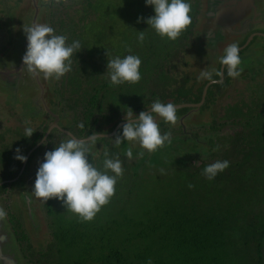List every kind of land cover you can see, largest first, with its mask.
<instances>
[{
	"label": "trees",
	"instance_id": "16d2710c",
	"mask_svg": "<svg viewBox=\"0 0 264 264\" xmlns=\"http://www.w3.org/2000/svg\"><path fill=\"white\" fill-rule=\"evenodd\" d=\"M187 2L191 6V24L178 39L162 44L158 39L165 41L166 37H160L146 23V18L154 15V7L146 5L145 0L81 2L79 11L83 19L97 25L105 18L102 29L109 26L107 32L111 44L113 40L121 39V47L113 48L114 57H117L116 53L126 56L129 49L130 54L139 56L142 63L138 85L141 87L136 90L127 82L114 85L110 79L99 78L96 69L88 72L79 67L66 73L64 76L71 89L69 97L63 100L69 101L67 106L73 112L68 119L71 131L83 136L109 132L115 127L119 114L141 110L151 96L200 99L205 81L196 85V91H193L188 74H183V70L173 73L168 67L196 41L200 0ZM145 6L149 8L148 15H145ZM133 11L137 12L132 14ZM13 14H8L2 23L9 37L18 34L19 26L15 24ZM131 16H136V21L121 29L122 21H130ZM138 17L145 19L138 23ZM139 31L145 33L142 43L138 41ZM97 39L95 42H99ZM100 43L102 41L99 46H106ZM129 44L132 45L130 48L123 47ZM82 65L89 67L92 62L86 60ZM224 73L223 82L207 88L206 103L215 101L214 93L219 92L230 78L226 69ZM82 83L91 86L92 92L86 93L89 96L74 97ZM261 94L258 99L262 106L243 110V106L228 105L222 121L213 119L208 123L215 131L227 126L233 132L222 133L220 137L208 136L207 143L193 137L182 141L181 153L214 158L212 161L201 159L198 165L189 160L159 157V149L151 153L145 150L142 158H136L139 153L136 142L132 148L135 157L128 160L126 152L132 142L123 141L122 147L126 149L121 152L114 145L113 137L109 141L102 136L103 143L99 147H89V160L93 161L96 151L107 150L109 158L119 157L123 161V175L117 179L110 202L93 220L82 221L72 212L68 216L66 207L58 199L42 201L52 236L45 251L31 248L21 221L13 217L11 228L23 256L34 264H148L149 259L152 264H264V89ZM41 133L34 132L32 144ZM22 150L24 155L25 149ZM218 160L229 161V167L209 180L202 174L203 169ZM3 162L0 180L12 175L22 164L19 159ZM96 167L103 170L102 165ZM148 167L151 169L147 170ZM18 182L21 183L20 179ZM189 183L194 187L190 188Z\"/></svg>",
	"mask_w": 264,
	"mask_h": 264
},
{
	"label": "rangeland",
	"instance_id": "374dc122",
	"mask_svg": "<svg viewBox=\"0 0 264 264\" xmlns=\"http://www.w3.org/2000/svg\"><path fill=\"white\" fill-rule=\"evenodd\" d=\"M84 0H35L37 3V12H46L44 16H41L39 14L36 23H45L51 26L52 28L55 29L56 34H62L67 37V43L71 44L73 41L78 40L82 46L81 50L77 51L75 54L72 56V70H78L80 68H86L88 72L91 71V69H96L94 71H98V77L102 78L103 80L110 79L107 71V62L108 59L115 58L114 55V46L116 48H120L119 46L121 44V39L113 40L111 44V38L108 35L109 31V26L105 30L102 29V24L104 23L105 18H101L99 23L95 25V23H91V21H88L83 19L81 14V11H79L82 8L81 2ZM193 1V0H191ZM247 1V0H246ZM29 2H32V0H25L20 2V0H0V57L3 55H7V58L0 60V70L2 68L8 69L10 68H16L15 73L16 75V84H24L26 81H31L34 79L35 76L31 73V76L29 80H26L25 77L26 74L24 73L27 68H23V61L22 57L26 51V46H27V39H21V43H18L16 46H20V50L18 51V54L13 53L14 48L12 46H15L14 42H10L13 39L12 37L7 38V33L6 29L2 27V23L4 22V18L7 17L8 14H11L12 12L14 13L13 16H15V24L19 25L17 23V15L19 14L20 8H27L26 12L30 13L29 15H25V20L30 19L31 22H33L35 17V9L34 6L32 5L30 8L26 7ZM256 2L257 0H253L252 3H250L254 9L256 10ZM72 3V4H71ZM103 2H101L102 4ZM145 15H148L149 8L148 6H145ZM260 7V6H259ZM52 8V13L51 9ZM262 8V7H261ZM17 9V10H16ZM32 9V10H31ZM49 9V10H48ZM111 9V8H109ZM260 10V8H259ZM137 11H133L132 14L136 13ZM51 13L52 17L50 18L49 16L46 17V21L44 20H39L41 17H45L47 14ZM144 13V10L142 11ZM131 14V15H132ZM155 14V13H154ZM259 13H255V16L259 15ZM32 15V16H31ZM95 16V14H92ZM239 20L238 22L242 21L241 24L243 27L251 26L250 30L257 28L256 22L251 21L250 19L252 18V13H251V8L248 9L245 14L243 13V10L239 12ZM80 18V19H79ZM96 17H94L95 19ZM131 20L128 21L125 19V21H122L120 24V28L123 29L122 27L125 24H130L132 21L135 22L137 17L136 16H131ZM263 19V17H261ZM59 20V21H58ZM83 20V21H82ZM87 22V23H86ZM118 21H116L117 23ZM86 23V26H83V24ZM91 23V24H90ZM260 23V22H258ZM264 24V20H263ZM101 25V26H100ZM240 25V24H239ZM127 28V26H126ZM116 33L118 32V27L115 26ZM240 31L241 29H237ZM249 30V31H250ZM22 33H24V30H20ZM207 29L203 28V31L201 32V36L198 41H195V44L200 43L199 41L202 39V41L209 40V36L206 34ZM248 31V32H249ZM262 35H259L258 40H256L254 43L251 44V48L246 51V55L249 57H260L263 55V41H264V30H260ZM247 32V33H248ZM245 33L244 35H246ZM183 34V33H182ZM181 34V36H182ZM232 32H228V36L232 35ZM243 35V36H244ZM108 36V37H107ZM21 36H18V39H20ZM98 38V39H97ZM99 40V42L102 41V43L106 44V46H99V42H95ZM242 39V38H241ZM240 39V40H241ZM169 40L168 38H165V41L162 40L161 38L158 39L159 43L162 44L163 42H166ZM100 43V44H102ZM103 45V44H102ZM130 45V44H129ZM130 46H123L126 48H130ZM226 46H193L189 48L187 52L184 54L182 53V56L178 57L180 59H177L176 61L173 60L171 61L168 65L170 68L171 72L175 73L176 71H181L183 70V74H188L190 76L191 82L193 79H195L198 75H200L201 71H212L215 73L217 64L219 63L220 57L224 54V48ZM199 49V50H198ZM16 51V49H15ZM108 52V55H107ZM113 53V54H112ZM130 54L127 52V55ZM117 56L123 58L121 53H116ZM180 55V54H179ZM244 55L240 53V57L242 58ZM244 56V57H245ZM89 60L92 62V65L89 67H85L82 65L84 64V61ZM256 64L251 65L252 61H249L247 63H241L240 68L243 69L241 74L236 77L232 78L230 77L229 82L225 83V86L221 87L219 89V92H215L214 96L217 97L214 102L209 104V106L206 107H199L201 111L196 112L194 115L189 117L190 120L195 118V131H198V135L200 138L207 133H211L212 136H221V134L225 133H231L233 132L232 129H230L227 126H224L222 129L223 130H218V131H212L208 129V126H210L208 123L210 121L214 120H219L222 121L223 119L221 118L222 115L225 113V108L228 105H233L236 104L238 107L243 106V110H246L247 107L251 108L252 107H257L261 105V101L258 99L264 89V63L262 65H258L259 61H254ZM91 64V63H90ZM17 66L20 67L21 72L17 69ZM23 68V69H22ZM258 71V72H257ZM38 76L43 77V74H39ZM103 76V77H102ZM47 82V84L53 88L57 89H63L66 91H69L71 89L70 85L67 83V79L65 76L61 77L60 79H42ZM7 83L8 87L11 89L12 86H10ZM98 84V83H97ZM91 85H95L94 83H91ZM260 85L262 86L260 88ZM20 86V85H19ZM4 88H6V84L3 85ZM130 87L135 88L136 90L139 89L141 86L138 85V83H130ZM223 88V89H222ZM23 92V90H14L13 95L14 97L11 98L13 102H16L14 104L15 106L13 108L7 107L5 104V96L0 95V125L1 127L7 128L10 132V135H13L15 133V130L17 126L23 127L25 129L29 125L33 128L40 129L41 127H44L43 124L46 126L49 124L50 118L46 119V121L41 122L39 118L36 116H32V114H29V110H32V106L29 105L28 99L25 98L26 96H19L17 92ZM36 92L34 93V96L32 99L36 101L39 97V92L35 90ZM77 93L74 94V97L78 95L79 97L86 95V93H91L92 88L89 85H85L82 83L78 88H77ZM123 92L122 90H119ZM118 91V92H119ZM67 95V94H66ZM89 96V95H86ZM152 96L149 97V100H151ZM263 98V97H262ZM156 98H154L155 100ZM25 103V104H24ZM263 104V103H262ZM56 105V104H55ZM37 106H40L37 103ZM262 106V105H261ZM24 107H27L28 110ZM121 108V107H120ZM262 108V107H260ZM54 110H51L53 113L59 112L58 115H65L67 113V117L70 118L72 116V110L67 109V108H62L61 110H56V107L53 106ZM122 109V108H121ZM195 111L197 109H194ZM193 110V111H194ZM192 111H189L188 113L191 114ZM37 115H40V113H37ZM41 122V123H40ZM41 125V127H40ZM63 126H65V122L62 123ZM29 126V127H30ZM189 126L192 127V124ZM39 131V130H37ZM117 132V131H116ZM98 133V132H97ZM110 133V132H109ZM122 134V128L117 132ZM116 133V134H117ZM187 134L190 132L187 131ZM25 131L21 130L18 133L14 134V142L12 143V137H11V146L14 145V143L20 139L24 138ZM55 138L54 139H49L47 140V145L42 144L40 148L36 151L35 156L32 158L30 165L28 166L27 169H25V172L23 173L22 176V182L19 183L20 186H25V188L28 187L29 191L26 189L25 193H17L16 196L14 197L15 193L11 190L12 184L8 179L6 178L5 182L7 183V188L9 190L6 191V189L1 193L0 196V208H3L4 211L6 212V218L2 220L3 225L6 228V232H8V249L12 245V242L14 245L12 247L15 252L16 257L18 258V264H34L32 262H29L22 254V251H20V247L18 244V240L15 238L14 231L11 228L12 222L14 224V220L11 222V219L13 217L18 218L21 221V227H23L27 234L29 235V238L27 241H30V246L32 249L35 251H45L46 249V244L51 241L52 236L48 227V218H47V213L45 211V208L43 207L42 199H38L35 197L34 193H32V189L34 187V182L36 178V172L37 169L40 165V163L43 162L44 160V153L49 150H53L56 143L58 144L61 140H67L68 137L64 134H59L54 133ZM115 132L109 136H105L108 138L109 141H112V137H115ZM4 136L2 132H0V137ZM188 140V139H187ZM198 142H203L207 143L206 139H198ZM98 140L95 144V146L99 147L103 141ZM125 142V141H124ZM123 143V142H122ZM122 143L117 146L119 151H123V149H126V147H122ZM91 145H94L93 143H90ZM90 145V146H91ZM10 146V147H11ZM89 146V147H90ZM129 146L134 149L135 144L130 143ZM5 140L0 139V150H5L7 148ZM43 148V149H41ZM219 149V148H218ZM97 155L92 162L95 166L97 165L100 167L101 165L103 166V161L105 159L104 157V152H95ZM99 153V154H98ZM183 160H189L192 161V163L195 162V165L200 164L201 159H207L212 161L214 158L209 156V155H196L191 153V154H185L184 157L180 156L179 159ZM119 158V157H118ZM139 158V155L136 157ZM121 163L123 162L121 158H119ZM128 160H131L128 158ZM194 161V162H193ZM97 163V164H96ZM179 164V163H178ZM151 167H148L147 170H150ZM133 170V169H132ZM140 175H144L143 170H140ZM15 174V171H14ZM27 192V193H26ZM29 194V195H28ZM13 195V196H12ZM28 195L29 196V204L31 207V211H34V218L33 219L32 215V220L28 218V215L26 213V205L24 204L25 198L24 196ZM57 201H55L56 203ZM67 215H71L70 211H67ZM36 222V223H35ZM36 224V227H35ZM34 225V226H33ZM16 239L14 241L13 239ZM10 251V249H9Z\"/></svg>",
	"mask_w": 264,
	"mask_h": 264
},
{
	"label": "clouds",
	"instance_id": "9594fccd",
	"mask_svg": "<svg viewBox=\"0 0 264 264\" xmlns=\"http://www.w3.org/2000/svg\"><path fill=\"white\" fill-rule=\"evenodd\" d=\"M145 3L153 6L155 13L146 18V23L162 38L166 37L173 41L178 39L192 22L191 6L187 0H145ZM50 10L52 13V8ZM28 12L24 14V17L30 14ZM35 12L36 19L31 25L23 27L27 39L26 51L22 57L23 68H27L28 72L37 75V78L58 80L72 70V56L81 50L82 46L78 40L68 44L65 35L56 34L55 29L48 24L36 23L39 14L44 16L46 12L38 13L37 9ZM51 13L39 20L42 19L45 22L47 16L52 17ZM144 19L138 17L137 22ZM20 30H22L20 27L16 29L18 34H22ZM144 39V31H139L138 41L142 43ZM219 62L226 69L229 77L236 78L243 71L240 68V49L235 43L228 44L224 48V54L220 57ZM141 63L139 56L133 54H128L123 58L117 56L108 59L107 71L110 82L114 85L125 82L138 83L141 79L139 71ZM41 73L43 77L38 76ZM215 74L219 76L222 75V72L216 71ZM198 79L211 81L213 72L201 71ZM49 101L50 99L46 100L45 105ZM149 109L150 111L139 112L135 118L132 117V112L126 113L127 122L121 125L122 134L117 133L113 138L114 145L118 146L123 141L136 142L141 149L151 153L163 147L165 142L171 143V134L161 133L153 113L165 123L175 125L179 119L176 114V106L171 102L164 103L156 99ZM198 111L199 109L195 113ZM79 126L84 127L83 124ZM34 131L32 127H26L24 136L31 137ZM68 135L67 140H61L58 144L56 143L53 150L44 153V160L36 172L32 193L44 202L49 199H58L67 211L76 214L82 221H91L101 208L110 202L111 197L115 194L117 179L122 177L124 170L119 158H109L107 150L104 152L103 170L90 162L89 143H96L102 138L101 135L91 134L83 139ZM41 143L46 144L47 140L42 139ZM126 155L129 159L132 158L131 147L127 149ZM138 155L142 158L144 151H140ZM14 158L21 162L27 160L19 148L16 149ZM228 167L229 161L218 160L208 164L202 174L211 180ZM160 171L163 174V169ZM188 186L194 187L191 183ZM4 218H6V212L0 208V220ZM148 264H152L150 259Z\"/></svg>",
	"mask_w": 264,
	"mask_h": 264
},
{
	"label": "flooded vegetation",
	"instance_id": "af4514ba",
	"mask_svg": "<svg viewBox=\"0 0 264 264\" xmlns=\"http://www.w3.org/2000/svg\"><path fill=\"white\" fill-rule=\"evenodd\" d=\"M20 2H21V0H20ZM210 5H211L212 11L209 14H210V17H212V19L209 20L208 23H209V25L212 24L213 26H215L216 32H210V36L207 33L206 34L209 36L208 42L213 41L212 43H216V46H220V44L222 45L223 43H225L227 41V39H229L231 37L228 36V32H225L226 29H224V31L222 32L223 29H221V27L217 28L215 21L220 22L219 21L220 17L218 16V13H217V6L215 3H214V5L213 4H210ZM222 21L224 22V20H222ZM241 22L242 21H240L239 23H241ZM208 23H206V25ZM261 26L264 27V25H261ZM263 27H257V28L250 30L246 35L241 37L242 39L240 38L241 40L239 39V42L235 43L238 45V47H241L247 43L244 47H242L240 49V53H242L244 56L246 55V51L251 48V44L254 43L256 40H258L259 35L263 34L260 31V30H264ZM199 35L201 36V33ZM262 44H263L262 48H263V52H264V41ZM190 47H192V46H190ZM16 50L19 51L20 47H18ZM244 56L241 58L242 64L244 62L249 64L248 62L252 61L251 65H255L256 63L254 61H257V60L259 61L258 65H262L264 63V53L260 57H255V58L254 57L248 58V56H245V57ZM217 68H219L218 71L222 72V75L217 76L215 74L216 73V71H215V73H213V76H215V77H213V79L211 81H209L207 79H198L199 75L195 79H193L192 82L189 79L188 82L190 81L189 83H191V85H190L191 89L193 91H196V87H197L196 85H199L205 81L203 86H202V93H203V89H204L205 85H207V88H208L213 83L223 82L225 79V73H224V68L220 64V62L217 64ZM229 80L230 79L227 78L226 82L228 83ZM26 85L32 86V88H30L28 90H25V91L23 90V95H22V96L27 97V99H28L27 101H28L29 105L32 106V108H33L32 110H29L28 113L32 114V116H36L37 118H39L41 120V122L46 121V119H48V118H50V120H49V124L45 128L41 127V130L32 127L35 130L34 131L35 134L42 132L40 137L38 138V140L34 141L33 144H32V140H33V137H35L34 132L31 135V137L24 136L23 139L16 141L14 143V145L11 146V144L14 142V134L20 132L21 130L25 131V129H23V127L17 126L15 133L13 135H10L9 130L7 128L1 127V125H0V132H2L4 134L3 137L1 135L0 139L5 140L7 147L11 146L10 148H7L3 151L0 150V170H3L4 166H5L3 160H6V159H10V160L14 159L15 161L17 160L14 158V156L16 155V149L17 148L21 149V154L23 153L22 149L24 148L25 149L24 156L27 157L26 162H22L21 166L17 170H15V174L13 171L12 175H10L9 177H5L4 179L0 180V186L5 185L4 188L0 189V196H1V193L7 187V183L5 182L6 178L8 179V182L10 181L12 184L11 190L13 192H15L14 197L16 196L17 189L22 188V186H20V184L18 182V179H20V181L22 182V176H23V173L25 172V169H27L28 166L30 165V162H31L32 158L35 156L38 148H40L42 146V144H41L42 139H46V140L54 139L55 138V134H54L55 132L56 133L59 132V134H64L69 138V135L66 131H69L72 134V136H75L76 138L83 139V138H87L89 136V135L83 136V134L78 135L76 132H73L70 130L69 123L71 121L70 122L68 121L69 118L66 116L67 113L64 116L63 115L61 116V115H58L59 112H58V114L51 112V110H54L53 106L56 107V110H61V107L71 110V108H69L67 106V103H69V101L67 100V103H66L63 100V98L66 97V99H67L69 97V91L50 87L46 81L42 80L41 78H37L36 76L31 81H28ZM223 86H225V84ZM35 89L39 92V97L36 101H34L32 99V97L34 96V93L36 92ZM206 92H207V89H206ZM206 92H205V95L203 96L204 97L203 99H202V93H201V97L198 101L191 100L189 98L191 96L186 97V98H183V97H177V98L167 97L166 98L165 97L164 99L158 98L157 97L158 95L152 96V98H151V100H149V102L143 104V106L140 107L141 110L132 112V117L135 118L136 115H138L139 112H141V111H150L149 108H150L152 102L155 101L156 99H159L161 102H164V103L171 102L176 106V108H177L176 114L179 117V119L175 125L165 123L159 116H156V114L153 113V115L155 116V118H156V120L160 126L161 133L162 134L163 133H170L171 134V143L165 142L164 146L159 148L160 152H158V154H157L159 157L169 158V159H177L179 161L180 156L184 157V155L186 154L185 152L181 153V151H180L181 144L184 143V142H182L183 140H185L189 137H193L197 141H199L198 139H206L208 136H212L211 133H207L206 135L204 134L200 138V136L198 135V131L197 130L195 131V118L190 120L189 117H191L192 115H190L188 113L189 111H192L191 113H195V111H193L194 109H199V111H201V109L199 108L201 106H202V108L209 106V103L205 102ZM174 93H177V92H174ZM75 97H79V96L76 95ZM79 98H81V97H79ZM154 98H156V99L154 100ZM48 99H50V101L47 105H45L43 100L48 101ZM5 103H6L5 105L9 108H13L15 106L14 104H16V102H13L7 96H5ZM37 103L40 106H37ZM177 105H180V106L177 107ZM24 108H26L28 110L27 107H24ZM102 109H103V107H102ZM37 113H40V115H37ZM72 116H73V112H72ZM125 116H126L125 111L123 114H119V117L117 118L118 121L116 122V125L121 123L119 128L121 127L123 122L126 121ZM63 122H65V124H66L65 126L62 125ZM124 123H126V122H124ZM190 124H192V127L189 126ZM114 129H115V127H113L112 130L109 132L110 133L113 132ZM208 129L215 131L214 129H211L210 126H208ZM37 130H39V131H37ZM116 131L117 130H115V133H116ZM187 131H189L190 133L187 134L186 133ZM109 132H106V133H97L96 132L95 134H108ZM11 137H12V143H11ZM132 143L134 144L135 142H132ZM136 144H137V146H135V147L138 148L139 152L145 151V150L140 148L138 143H136ZM45 145H47V143ZM41 149H43V148H41ZM95 154H94V157H95ZM193 154H195V153H193ZM132 157H135V155L133 154ZM195 158H196V154H195ZM7 190H9V188H7L6 191Z\"/></svg>",
	"mask_w": 264,
	"mask_h": 264
},
{
	"label": "water",
	"instance_id": "95a60500",
	"mask_svg": "<svg viewBox=\"0 0 264 264\" xmlns=\"http://www.w3.org/2000/svg\"><path fill=\"white\" fill-rule=\"evenodd\" d=\"M252 1L253 0H247V1L246 0H200V5H201L200 19H199L200 21H199V27H198V29L196 31V34H195L196 41L199 40V38H200L199 34L203 31V28L207 29L206 33L209 36H210V32H216L215 26H213L212 24L209 25V23H208V21L212 19V17H210V14H209L212 11L210 4L214 5V3L217 6V13H218V16L220 17L219 18L220 22L215 21L217 28L221 27V29H223L222 32L224 31V29H226L225 32H232L233 33L232 36L230 35L231 38L227 39V41L225 43H223L222 45L220 44V46H227L228 44L239 42V39L245 33H247L250 30L252 25H250V26L246 25L245 27H243V25L238 22L239 17H240L239 12L241 10H243V13L245 14V12L248 9L251 8V13H252V18L253 19H250V20L253 21V22H256L255 26L260 25L258 27H263L261 25H264L263 24V20H264V0H257L258 2H256V7H257L256 10L250 4V3H252ZM34 7H35V9H37L38 6L34 5ZM259 8H260V10H259ZM259 12H260V14L255 16V13H259ZM261 17H263V19ZM222 20H224V22ZM258 22H260V23H258ZM206 23H208V24L206 25ZM237 29H241V30L237 31ZM14 32H16V31H14ZM18 36H21L22 38L18 39ZM7 37L9 38L8 34H7ZM24 38H26L25 33H22V34L20 33V34H17V35L15 34L14 35L13 42H14L15 46H12L14 48L13 53L15 52V54H18V51L17 50L15 51V49H17L20 46H16V45L18 43H21L22 42L21 39H24ZM208 41L209 40L206 41V39H205V41H202V39H201L199 41L200 43L195 44V42H194L193 46H198V45L201 46V47H204V46H216V43H212L213 41L212 42H208ZM246 44H244L243 46L239 47V49L244 47ZM5 58H7V55H3L2 58L0 57V60L5 59ZM17 69L21 72L19 66H17ZM15 70H16V68H10V67H8V69L2 68L0 70V95L1 96L5 95L9 99L14 97V95H13L14 90L19 89V90H24L25 91V90H28V89L32 88V86L26 85L28 81H26L24 84H19V83L16 84V80H19V79H16V75L17 74L15 73ZM24 73H28V70H26ZM26 76L27 77H25V79L29 80V78L31 76V73L29 72L28 74H26ZM5 82H8V84L10 86H12V88L10 89L8 87L7 83H5ZM5 84H6V88L3 87V85H5ZM206 89H207V85H205V87L203 89L202 99L204 98L203 96L205 95ZM17 94H18V97H19V96L23 95V92L19 91V92H17ZM25 98H27V97H25ZM43 102L45 104L44 100H43ZM179 106L180 105H177V107H179ZM124 122H127V121H124ZM120 124H117L115 126V129H114L113 132L108 133V134H98V135L109 136V135H111V134H113L115 132V130L120 126ZM66 132L68 134H71L69 131H66ZM71 136H72V134H71ZM26 189L29 191L28 187L25 188V186H22V188L19 189V193L20 194L25 193ZM28 195L24 196V198H25L24 204L26 205L25 207H26V213L28 215V218L33 223L32 217L35 220V218L33 216L34 211H31V207H30V204H29V196ZM31 215H32V217H31ZM35 227H36V224H35ZM8 237H9L8 232H6V228L3 225V222H2V220H0V264H18V262H17L18 258L15 255V252H17V251L14 250V248L12 247V245H14V243L12 242V245L9 247L10 251H9L7 245H5L6 244V239ZM13 240L16 241L15 238Z\"/></svg>",
	"mask_w": 264,
	"mask_h": 264
},
{
	"label": "bare ground",
	"instance_id": "6f19581e",
	"mask_svg": "<svg viewBox=\"0 0 264 264\" xmlns=\"http://www.w3.org/2000/svg\"><path fill=\"white\" fill-rule=\"evenodd\" d=\"M28 3V2H27ZM35 4H37L36 2H35V0H32V2H29L28 3V5L26 6V7H28V8H30L32 5H35ZM26 10H27V8L25 9V7L23 8H20V10H19V14L17 15V17H18V19H17V23L19 24L18 26L21 28V29H23V27L24 26H27V25H31V20L30 19H26L25 20V17H24V14H25V12H26ZM258 26H260V25H258ZM258 26H256V27H258ZM17 193H19V189H17V192H16V194ZM5 245H8V238L6 239V244ZM20 251H21V249H20Z\"/></svg>",
	"mask_w": 264,
	"mask_h": 264
}]
</instances>
